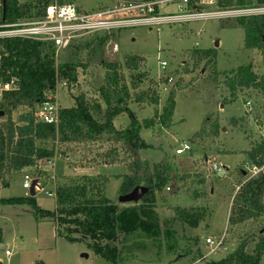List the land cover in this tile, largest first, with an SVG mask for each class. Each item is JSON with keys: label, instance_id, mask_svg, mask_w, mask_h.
<instances>
[{"label": "rangeland", "instance_id": "374dc122", "mask_svg": "<svg viewBox=\"0 0 264 264\" xmlns=\"http://www.w3.org/2000/svg\"><path fill=\"white\" fill-rule=\"evenodd\" d=\"M70 1L87 10L111 7L119 2ZM234 18L237 17L124 28L120 29L121 33L117 34L116 40L108 41L103 48L92 47L79 50L76 54L68 48L55 54L57 63L73 58L87 64L85 71L79 69L77 82L58 79L55 90L49 94L58 108L74 105L75 97L81 93H85L88 99L97 97V90L105 82V62L118 61L121 65L126 53L144 56L146 64L143 70L149 72L155 80L172 76L171 82L159 86L161 98L157 106H139L132 102L130 109L134 114L118 113L112 116L117 128L129 126L135 118L141 122L153 117L155 109H161L170 88L176 82V108L172 125L167 128L160 125L143 128L141 137L146 147L137 152V157L146 159L151 165L164 162L171 164V180L165 187L155 191L154 209L158 214L161 231L166 228L163 223L168 222L169 233L173 236L168 240L160 238L159 247L148 238L144 240L137 237L136 241L129 236L122 244L123 254L119 264H209L226 257L241 242H246L248 248L252 249L264 237V216L234 228L228 226L231 201L239 189L241 179L252 177L243 150L264 136V113L257 104L262 96L257 91L243 90L238 98L224 104L223 97L228 93L224 76H216L213 69L206 68V60L195 63L191 54L195 50L214 48L217 52V71H227L251 62L256 72L263 73L264 59L260 53L244 47V29L224 25L227 19ZM162 61L168 63L165 70L161 68ZM125 73L127 76L131 74L127 71ZM179 78L181 81L178 82ZM102 106L106 107L104 102ZM22 111L14 112L13 117L16 118ZM232 117L243 119L234 125L229 121ZM217 127L219 132L212 134ZM200 130L205 131V136L193 139L194 134ZM185 143L191 149L176 154V149ZM107 148L106 142L102 146L98 143L71 144L67 158L55 156L52 163L47 162L42 166L40 172L36 173L34 168L28 167L14 173L10 186L0 187V197L28 195L30 189L24 188L23 183L29 178L30 186L33 180H37V204L41 208L54 210L55 196L48 193L55 192L56 183L62 181L63 177L101 174L109 177L106 195L119 205H131L119 202L124 178L118 176L128 172L127 166L122 162L107 164L101 161ZM92 160L101 164L88 165ZM214 163L221 166L220 171L213 168ZM186 173L191 177L182 181L176 179L178 174ZM199 175L206 179L203 186L199 184ZM194 190L204 191L206 196L195 199ZM175 207L203 208L206 215L193 225L183 224L175 217ZM207 238L215 242L222 238L223 242L211 251L213 245L206 243ZM2 244L6 246L5 249L1 248ZM6 250L10 251L9 255ZM0 262L111 264L96 256L93 248L84 240L74 241L57 235L55 222L50 219L36 220L33 209L28 205L0 206ZM261 264H264V254Z\"/></svg>", "mask_w": 264, "mask_h": 264}, {"label": "trees", "instance_id": "16d2710c", "mask_svg": "<svg viewBox=\"0 0 264 264\" xmlns=\"http://www.w3.org/2000/svg\"><path fill=\"white\" fill-rule=\"evenodd\" d=\"M1 21H17L42 17L47 7L58 1L68 0H1ZM70 1V0H69ZM264 5V0H217L219 9H240ZM227 26L241 27L245 31L244 47L257 50L264 59V14L227 19ZM121 30L111 33L94 34L80 39L70 46L74 54L79 50L103 48L108 41L116 40ZM72 54V55H74ZM195 63L206 60L205 67L211 68L216 76H224L228 93L223 103L238 98L243 90L257 91L262 98L257 104L264 113V72L258 73L252 63L240 65L227 71H217L216 49H202L191 52ZM146 58L142 55L126 53L123 64L105 62L104 84L97 90V97L87 98L85 93L75 97L71 106L59 108L57 124H47L35 116L38 106L46 102L55 90L58 79L77 82L79 69L85 71L87 64L80 59L56 62L55 47L51 42L14 38L0 40V77L17 80V88L4 93L0 99V187L10 186L14 173L25 168L41 171L42 166L55 156L67 158L69 145L78 143L100 146L108 144L103 153L107 164L125 163L127 173L119 175L124 181L120 195L130 192L138 185L147 186L149 191L140 202L119 205L106 195L109 177L106 175L65 176L56 183L54 210L41 208L36 196L0 197V206L28 205L33 209L36 220L50 219L56 224L57 235L70 240H84L93 248L96 256L119 264L123 254V242L128 237L148 238L160 246V238L171 239L170 225L161 231L158 214L154 209L155 191L165 187L171 180L172 168L168 162L151 165L146 159L137 157V152L146 147L141 137L143 128L156 125L170 127L176 108V85H172L161 109H155L153 117L141 122L136 118L123 128L113 124L116 114H134L130 103L139 106H157L160 102L161 84H168L170 75L159 80L144 71ZM125 71L130 72L128 76ZM133 72V73H132ZM181 78L178 79V82ZM145 84V86H143ZM179 85V83L177 84ZM53 101V100H52ZM105 103L106 107L102 106ZM248 102V101H247ZM23 110L13 117V113ZM242 117L230 118L231 124H238ZM219 127L212 134H217ZM205 131L196 132L193 139L203 138ZM214 136V135H213ZM248 167H263L256 175L243 177L239 189L231 201L228 226L234 228L248 221L264 216V136L243 150ZM227 153V152H226ZM231 153V152H228ZM126 161V162H125ZM101 164L92 160L88 165ZM241 174L243 171L240 170ZM191 175L178 174L177 180H186ZM206 179L199 175V184ZM206 192L194 190L193 197H205ZM176 218L183 224H195L206 215L199 207L174 208ZM134 241V243H137ZM264 254V237L249 249L241 242L226 257L209 264H261ZM196 259V258H195Z\"/></svg>", "mask_w": 264, "mask_h": 264}, {"label": "built area", "instance_id": "2783aa9c", "mask_svg": "<svg viewBox=\"0 0 264 264\" xmlns=\"http://www.w3.org/2000/svg\"><path fill=\"white\" fill-rule=\"evenodd\" d=\"M217 0H119L111 7L87 10L72 1L51 3L44 15L34 19H21L17 21H0V40L23 38L51 42L55 47V54L64 52L80 39L94 34L111 33L124 28L135 26H162L177 23H190L208 18H231L264 14V5L240 9H219ZM3 2L0 0V9ZM173 8V9H172ZM210 9V10H208ZM117 50V45H115ZM168 66L166 61L161 62V68ZM173 80L169 78V82ZM17 88L15 77L4 80L0 77V99L4 93ZM251 105V102H247ZM35 116L39 121L47 124H57L59 121V108L57 103L49 97L46 102L38 106ZM191 146L183 144L176 149V154L189 151ZM52 163L51 160L48 163ZM213 168L221 170V166L214 163ZM252 176L263 167H249ZM32 185V184H31ZM23 187L30 189L29 178H26ZM54 195L55 192H49ZM223 239L214 241L207 238L206 243L213 245L211 251L221 245ZM6 254H10L6 250ZM2 264V263H1Z\"/></svg>", "mask_w": 264, "mask_h": 264}, {"label": "water", "instance_id": "95a60500", "mask_svg": "<svg viewBox=\"0 0 264 264\" xmlns=\"http://www.w3.org/2000/svg\"><path fill=\"white\" fill-rule=\"evenodd\" d=\"M37 184V180H33L32 185L29 190L30 196H35V186ZM149 191L147 186L138 185L134 187L130 192L126 194H122L119 198V202L121 203H138L142 197ZM1 248L4 249L5 245H1ZM1 264V262H0Z\"/></svg>", "mask_w": 264, "mask_h": 264}, {"label": "crops", "instance_id": "0c3cea01", "mask_svg": "<svg viewBox=\"0 0 264 264\" xmlns=\"http://www.w3.org/2000/svg\"><path fill=\"white\" fill-rule=\"evenodd\" d=\"M5 248H6V246H5ZM5 248H4V249H5Z\"/></svg>", "mask_w": 264, "mask_h": 264}]
</instances>
